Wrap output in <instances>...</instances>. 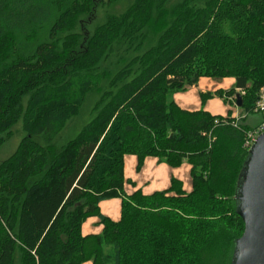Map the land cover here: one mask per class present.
<instances>
[{"label":"trees","instance_id":"1","mask_svg":"<svg viewBox=\"0 0 264 264\" xmlns=\"http://www.w3.org/2000/svg\"><path fill=\"white\" fill-rule=\"evenodd\" d=\"M97 7L0 0V146L17 122L25 134L0 161V264H231L251 127L167 96L228 77L231 88L213 94L239 91V116L252 113L264 0H132L100 24ZM90 99V119L64 139ZM128 154L138 166L188 162L191 189L171 178L165 190L123 194ZM117 197L112 220L98 204ZM92 216L102 230L83 235Z\"/></svg>","mask_w":264,"mask_h":264},{"label":"crops","instance_id":"2","mask_svg":"<svg viewBox=\"0 0 264 264\" xmlns=\"http://www.w3.org/2000/svg\"><path fill=\"white\" fill-rule=\"evenodd\" d=\"M224 81H227L225 86ZM233 84L232 78H223L221 80H214L209 77H201L197 84L187 88L186 92L177 94V98L174 100L180 107L187 110L200 109V93L215 92L218 89H225ZM221 98L213 96L209 98V103L206 105L204 110L209 111L213 115L226 116L228 112L234 117L236 111H233L229 105L227 107L220 105ZM261 116L259 114L251 113L238 116L237 119H244V123L250 127L255 126ZM141 165L144 166V175L138 181L133 178L132 173L134 168H139ZM140 166H138V160L135 155H125L123 164V173L125 182L123 184V194H130L136 189H140L144 194H150L154 191H162L169 187L171 178H176L182 182V186L185 190L191 189V178H190V165L188 162H183L177 169L187 175V178L168 176V165L159 160L157 157L148 156L145 157ZM142 169V167H141ZM126 191V192H125ZM109 200V201H108ZM120 197L105 199L99 202L100 213L112 220H118L120 217ZM102 230V225L99 223L97 217H88L81 226L83 235L87 234H98ZM83 264H91L90 261L84 262Z\"/></svg>","mask_w":264,"mask_h":264},{"label":"water","instance_id":"3","mask_svg":"<svg viewBox=\"0 0 264 264\" xmlns=\"http://www.w3.org/2000/svg\"><path fill=\"white\" fill-rule=\"evenodd\" d=\"M235 98L236 106L240 107V94ZM237 199L243 231L235 241L231 264H264V132L248 150Z\"/></svg>","mask_w":264,"mask_h":264},{"label":"rangeland","instance_id":"4","mask_svg":"<svg viewBox=\"0 0 264 264\" xmlns=\"http://www.w3.org/2000/svg\"><path fill=\"white\" fill-rule=\"evenodd\" d=\"M131 1L132 0H116L115 2H111L110 0H98V7L95 10V21L94 22L96 24H100L108 16H111L112 14L121 13L130 4ZM211 79L221 80V79H215V78H211ZM224 84L226 86L227 81H224ZM231 86L232 85L228 86L225 89L221 88V90H228L231 88ZM186 91H187V89H185L184 91L172 92L167 96V99L168 100H175L177 98V94H180V93L186 92ZM210 93H212V92H210ZM238 93L240 94L239 91H238ZM213 96H216V95L213 94ZM216 97H218V96H216ZM225 97L227 98V100H225L224 97H219V98H221V100L219 101L220 105H223L225 107H227V105H229L233 111H236V115H234V117L231 115L228 117L233 119L234 121H239L237 119V117L239 116V110L240 109H239V107H237L235 105V96L229 95V96H225ZM93 101H94V99L88 100L86 105L83 108V111L80 113V115L71 119L67 123V125L63 129V132L61 133V136L64 137V139H66L68 137H72L74 134H76L79 131V129L82 127V125H84L90 119L91 107H92ZM199 103H200V109H204L206 107V105L209 103V98L204 99V101L201 100V98H200ZM252 113H253V111H252ZM250 114L251 113H249V115ZM11 130H12V133L9 136V138L0 146V161L7 158L11 153L14 152V150L17 148V145L19 144V142L21 141V139L25 135L23 133V131L21 130V123L20 122H17L16 124H14L12 126ZM141 167H142V169H141ZM167 174H168V176L173 175V177H175V176L180 177V175H182V177L187 178V175L184 174L183 172H181L180 169H177V167L168 166V173ZM143 175H144V166L141 165L139 168H137V166H136V168H134V171L132 173L133 178H136L139 181Z\"/></svg>","mask_w":264,"mask_h":264},{"label":"built area","instance_id":"5","mask_svg":"<svg viewBox=\"0 0 264 264\" xmlns=\"http://www.w3.org/2000/svg\"><path fill=\"white\" fill-rule=\"evenodd\" d=\"M252 111L255 114H259L261 118L259 122L255 126L251 127V129L246 133L244 146L247 147L248 149L252 146L257 136L264 132V89L263 88H260L259 90Z\"/></svg>","mask_w":264,"mask_h":264}]
</instances>
